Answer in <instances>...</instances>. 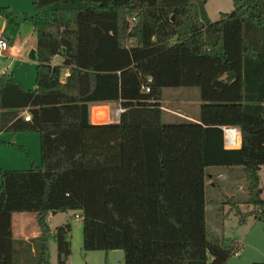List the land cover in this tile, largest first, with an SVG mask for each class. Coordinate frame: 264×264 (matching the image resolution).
Listing matches in <instances>:
<instances>
[{
	"label": "trees",
	"instance_id": "16d2710c",
	"mask_svg": "<svg viewBox=\"0 0 264 264\" xmlns=\"http://www.w3.org/2000/svg\"><path fill=\"white\" fill-rule=\"evenodd\" d=\"M207 2L33 1L34 15L23 18L37 38L36 88L0 76V128L39 133L41 162L0 169V264H51L52 236L57 264H68L71 224L52 229L48 216L70 211L82 219L85 253L120 249L125 264H227L237 243L207 232L213 166L244 169L252 208L224 204L241 222L264 225V0H233L215 22ZM0 16L18 25L10 7ZM165 88H197L198 119L163 122ZM110 103L124 110L119 120L94 124L100 114L108 120L98 105ZM226 126L240 130L239 148L225 147ZM22 212L37 214L38 237L14 238L12 216Z\"/></svg>",
	"mask_w": 264,
	"mask_h": 264
},
{
	"label": "rangeland",
	"instance_id": "374dc122",
	"mask_svg": "<svg viewBox=\"0 0 264 264\" xmlns=\"http://www.w3.org/2000/svg\"><path fill=\"white\" fill-rule=\"evenodd\" d=\"M206 9L209 19L215 22L220 19L223 13H231L235 9V5L233 0H208ZM11 30L17 33L15 27L10 23L7 32L11 34ZM53 63L61 64L62 58H54ZM162 104L164 109L162 120L165 123L181 122V117L184 115L197 117L200 112L199 90L197 88H165ZM118 108L120 107L113 106L109 110L107 107L108 120L96 119L97 123L94 124L118 121L120 117L116 115ZM207 172L216 176V185L208 183L205 189L208 238L225 241L227 244L232 240L237 243L241 253L240 255L233 254L227 264L264 263L263 223L253 216H250L246 222H241L234 211L229 212L230 206L224 204L228 198H233L242 202L240 206L243 211L252 208V206L243 203L247 196L244 169L242 167L213 166L209 167ZM260 181L264 199V167L260 171ZM76 215L77 213L73 211L58 213L52 223L54 227L68 222L71 224L72 254L68 264H125L124 251L120 249L94 250L85 253L83 250V223L82 219ZM48 258L51 264H57V242L53 236L49 239Z\"/></svg>",
	"mask_w": 264,
	"mask_h": 264
},
{
	"label": "crops",
	"instance_id": "0c3cea01",
	"mask_svg": "<svg viewBox=\"0 0 264 264\" xmlns=\"http://www.w3.org/2000/svg\"><path fill=\"white\" fill-rule=\"evenodd\" d=\"M33 1L0 0L1 7H10L12 12L18 16V25L11 24L17 33L11 30V34L7 32L10 23L1 16L4 36L9 41V47L6 51L0 52V76L12 73L15 79L27 89H33L37 84V61L33 58V56H37V38L33 25L23 18L25 13L34 15ZM113 106L117 108V106L120 107V104L105 105L109 110ZM26 112L28 110L21 113V116ZM182 117L196 121L199 116L184 115ZM33 162L36 164L41 162L39 133L28 131L13 133L0 128V169H28ZM56 215L48 216V222L52 229L56 227L52 224ZM12 230L16 239L30 240L38 237L41 234V229L37 223V214L32 212L14 213Z\"/></svg>",
	"mask_w": 264,
	"mask_h": 264
},
{
	"label": "built area",
	"instance_id": "2783aa9c",
	"mask_svg": "<svg viewBox=\"0 0 264 264\" xmlns=\"http://www.w3.org/2000/svg\"><path fill=\"white\" fill-rule=\"evenodd\" d=\"M1 16H0V52H4L8 49L9 47V41L6 39L4 36V27L2 26L1 23ZM149 91V89H147ZM124 110L120 107L117 109V116H120V114ZM24 118L26 121H31V114L29 112H26L24 115ZM223 132H224V138H225V147L228 149H234V148H239L241 145V133L240 130L236 127H223ZM236 254L240 255V250H237L235 252Z\"/></svg>",
	"mask_w": 264,
	"mask_h": 264
},
{
	"label": "water",
	"instance_id": "95a60500",
	"mask_svg": "<svg viewBox=\"0 0 264 264\" xmlns=\"http://www.w3.org/2000/svg\"><path fill=\"white\" fill-rule=\"evenodd\" d=\"M33 58H35V60H37V56H33ZM227 80L231 81L232 80V76H228ZM256 264H264V263H256Z\"/></svg>",
	"mask_w": 264,
	"mask_h": 264
},
{
	"label": "bare ground",
	"instance_id": "6f19581e",
	"mask_svg": "<svg viewBox=\"0 0 264 264\" xmlns=\"http://www.w3.org/2000/svg\"><path fill=\"white\" fill-rule=\"evenodd\" d=\"M96 119H104V117L100 114L96 116Z\"/></svg>",
	"mask_w": 264,
	"mask_h": 264
}]
</instances>
